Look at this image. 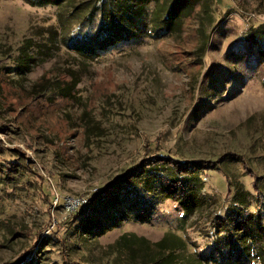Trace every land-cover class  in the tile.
Here are the masks:
<instances>
[{
  "label": "rangeland",
  "instance_id": "1",
  "mask_svg": "<svg viewBox=\"0 0 264 264\" xmlns=\"http://www.w3.org/2000/svg\"><path fill=\"white\" fill-rule=\"evenodd\" d=\"M25 1L0 0V170H16L0 174V264H139L145 250L168 246L172 264H226L213 246L231 182L264 227V59L248 41L264 29V0H198L180 31H160L148 16L135 38L102 50L99 17L76 18L95 0L64 10ZM73 31L99 49L92 59L69 47ZM64 83L69 98L59 95ZM154 156L211 164L181 179L202 209L166 200L150 222L110 217L106 233L85 230L94 196ZM68 197L89 205L69 213ZM246 264H264V236Z\"/></svg>",
  "mask_w": 264,
  "mask_h": 264
},
{
  "label": "trees",
  "instance_id": "2",
  "mask_svg": "<svg viewBox=\"0 0 264 264\" xmlns=\"http://www.w3.org/2000/svg\"><path fill=\"white\" fill-rule=\"evenodd\" d=\"M31 7L56 6L64 10V6L71 0H26ZM90 13L81 18L77 25L84 22L92 24L99 17L95 41L101 47L100 50L113 46L122 40L133 39L137 32L144 30L146 19L150 16V23L156 22L158 30L166 33H175L182 29L183 20L193 14L200 3L198 0H95L92 3ZM153 8L150 10V7ZM211 19V14L207 13ZM67 44L84 60L92 59L99 49H96L91 38L80 35L78 32L67 33ZM248 41L258 49V56L264 59V29L254 31ZM24 47L19 50L17 68L23 70L26 66L23 56ZM69 79L71 78L70 75ZM1 88L2 85L0 84ZM64 88L59 95L69 98L71 86L64 83ZM264 88V80L262 82ZM1 95V94H0ZM211 164L205 162L179 161L164 156H154L151 160H145L138 167L129 169L123 175L117 177L109 184L104 192L94 196L90 203L95 205V210L87 216V228L93 235H102L109 230V223L114 225L110 217L120 218L117 221L150 222L155 207L166 200L177 203L184 209H202L203 199L193 186L181 181L182 178L198 175L210 170ZM16 171L15 168L0 170V174L6 175ZM176 177L177 181H170L168 177ZM261 179H256L260 181ZM235 183V182H234ZM232 197L227 214L224 218L215 219L216 229L224 232L213 249L220 255V260L226 264H246L250 260L253 245L264 236V227L257 218L244 210L243 196L238 184H233ZM254 193L258 196L261 192L260 184L253 186ZM129 210L126 214L123 208ZM80 213L78 210L77 214ZM93 213V214H92ZM92 216V218H91ZM104 217V218H103ZM218 233V234H219ZM174 248L168 246L155 251L145 250L139 256V264H172ZM33 259V258H32ZM26 261L23 258L19 264H37L36 260ZM235 261H232L234 260Z\"/></svg>",
  "mask_w": 264,
  "mask_h": 264
},
{
  "label": "built area",
  "instance_id": "3",
  "mask_svg": "<svg viewBox=\"0 0 264 264\" xmlns=\"http://www.w3.org/2000/svg\"><path fill=\"white\" fill-rule=\"evenodd\" d=\"M54 205L59 202V198L55 197ZM64 206L69 213L77 212L79 209L88 207L89 198H64Z\"/></svg>",
  "mask_w": 264,
  "mask_h": 264
}]
</instances>
